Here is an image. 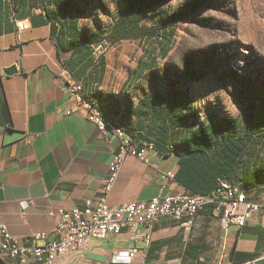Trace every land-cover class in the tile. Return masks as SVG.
<instances>
[{"label":"crops","instance_id":"0c3cea01","mask_svg":"<svg viewBox=\"0 0 264 264\" xmlns=\"http://www.w3.org/2000/svg\"><path fill=\"white\" fill-rule=\"evenodd\" d=\"M58 3L0 0V224L16 237L53 231L59 219L51 211L96 203L118 151L116 137L102 134L80 113H68L75 103L62 76L66 67L84 80L86 94L107 116L141 133L140 127L149 123L138 113L137 104L154 90L136 100L128 88L141 80L142 76L133 81L130 72L145 59L140 56L135 67L124 68V42L141 39L118 41L110 55L97 56L80 34L110 30L123 14L125 0L113 6L104 0L81 1L78 7L68 5L60 16ZM20 23L24 29H19ZM13 67L16 72L7 73ZM106 96L110 99L104 105ZM245 107L228 117H238ZM213 115L203 121H214L217 116ZM148 140L134 142L141 148ZM161 148L146 150L145 160L127 157L110 203L146 201L182 190L206 193L214 188L213 171H204L206 178L184 186L176 178L180 154L168 144ZM168 172L175 173V178H162ZM258 172L237 171V177L229 179L250 200L261 204L242 228H223L207 206L189 226L184 220L163 218L148 246L124 230L92 241L82 254H64L54 264H234L236 252L258 251L255 259L264 256V182L257 183ZM131 251L134 255L127 259L125 255ZM0 264L20 263L9 259Z\"/></svg>","mask_w":264,"mask_h":264},{"label":"rangeland","instance_id":"374dc122","mask_svg":"<svg viewBox=\"0 0 264 264\" xmlns=\"http://www.w3.org/2000/svg\"><path fill=\"white\" fill-rule=\"evenodd\" d=\"M104 1L113 6L118 0ZM172 13L180 18L165 56L154 38L124 42L126 71L140 56L153 65L128 87L134 98L179 82L204 120L238 115L251 103L264 109V0H163L144 21L162 23ZM113 46L98 56L110 55ZM259 147L264 153V144Z\"/></svg>","mask_w":264,"mask_h":264},{"label":"built area","instance_id":"2783aa9c","mask_svg":"<svg viewBox=\"0 0 264 264\" xmlns=\"http://www.w3.org/2000/svg\"><path fill=\"white\" fill-rule=\"evenodd\" d=\"M24 29V23L18 25ZM111 45L106 39L94 45L98 54L103 47ZM67 93L75 105L68 113L78 112L89 119L102 134H110L119 140L118 151L110 163L105 179L103 194L96 203L86 207L71 209L59 208L51 211L58 217L53 231H37L25 237L11 234L5 224H0V261L17 259L20 264H54L67 253L82 254L94 240H105L111 234L124 230L131 233L134 239L142 238L148 246L156 225L165 217L184 220L191 225L194 217L207 206L219 217L225 229L242 228L261 208V204L248 198L247 193L226 179H220L217 189L211 193H192L182 190L174 193H162L146 201L123 202L112 204L109 201L111 191L120 175L128 156L146 159V150L154 149V141H146L143 146L134 142L132 135L125 134L105 123L100 117L94 99L87 98L85 82L78 79L74 72L66 67L62 73ZM175 178V173H163L162 178ZM24 206L27 202H24ZM134 251L125 257L130 259ZM252 263V262H250ZM254 263V262H253ZM224 264V263H219Z\"/></svg>","mask_w":264,"mask_h":264},{"label":"trees","instance_id":"16d2710c","mask_svg":"<svg viewBox=\"0 0 264 264\" xmlns=\"http://www.w3.org/2000/svg\"><path fill=\"white\" fill-rule=\"evenodd\" d=\"M81 1L87 0H59L57 16L62 15L68 5L78 7ZM162 1L125 0V10L110 30L97 33L83 31L80 33L81 37L91 44L93 51L94 45L104 39L113 45L124 39L154 38L160 43L161 55L165 56L170 50L176 23L180 17L172 13L169 19H164L162 23L150 25L144 21L147 11ZM152 67L151 63L140 59L134 73L130 72L133 81ZM109 99L108 96L104 97L103 104L107 105ZM122 104L125 109L126 102ZM137 107L138 113L147 117L149 123L146 127H140L143 133L127 124L134 141L148 137L151 139L148 141H154L158 150L161 151V147L168 144L179 153L180 166L176 178L184 186L206 178L204 171H213L215 183L214 188L206 193L215 191L220 179L229 181L237 177V171H260L255 175L257 183L264 182V153L259 147L260 143L264 144L261 140V137L264 138V129H261L264 127V109L257 106L254 108L250 104L248 110L245 107L238 117L216 115L214 121L205 123L187 90L179 82L170 84L167 90L156 88L153 93L142 97ZM253 110L262 114H254ZM191 192L203 193L197 190ZM256 230L260 231L259 228ZM258 255V251L236 252L234 264H245L253 261Z\"/></svg>","mask_w":264,"mask_h":264},{"label":"bare ground","instance_id":"6f19581e","mask_svg":"<svg viewBox=\"0 0 264 264\" xmlns=\"http://www.w3.org/2000/svg\"><path fill=\"white\" fill-rule=\"evenodd\" d=\"M87 98L93 99L91 96H88V95H87ZM94 105L97 106V110L99 111L100 117L105 123L112 124L113 126H116L117 129L124 132L125 134L131 135L129 126L126 123L119 121L118 118H111L107 116L95 100H94ZM240 188L238 187V189Z\"/></svg>","mask_w":264,"mask_h":264},{"label":"water","instance_id":"95a60500","mask_svg":"<svg viewBox=\"0 0 264 264\" xmlns=\"http://www.w3.org/2000/svg\"><path fill=\"white\" fill-rule=\"evenodd\" d=\"M16 72V67L8 69L7 73L12 74ZM254 264H264V256L255 259Z\"/></svg>","mask_w":264,"mask_h":264}]
</instances>
